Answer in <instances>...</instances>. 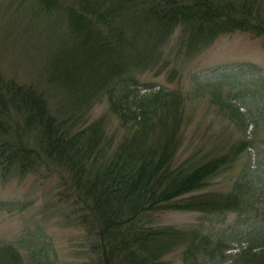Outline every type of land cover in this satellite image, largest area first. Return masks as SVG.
<instances>
[{"label": "trees", "instance_id": "trees-1", "mask_svg": "<svg viewBox=\"0 0 264 264\" xmlns=\"http://www.w3.org/2000/svg\"><path fill=\"white\" fill-rule=\"evenodd\" d=\"M21 1L65 32L61 53L48 57L46 71L58 58L64 63L48 74L45 89L0 72V182H53L47 200L62 226L79 230L72 244L79 264H171L167 257L175 249L181 264H264V178L247 170L228 191L211 189L240 148L178 162L185 96L141 82L144 73L171 62L176 33L188 52L236 32L264 44V0ZM79 75L88 77L91 88L81 92L86 97L72 98ZM222 75L200 83L218 102L224 84L234 79ZM54 86L64 97L51 104ZM94 93H105L111 113L130 129L114 148L103 138L102 119L85 120ZM17 205L3 201L0 209ZM164 210L197 211L212 222L186 238L182 229L159 223ZM36 235L20 243L48 264L49 243ZM5 248L20 261L17 245Z\"/></svg>", "mask_w": 264, "mask_h": 264}, {"label": "rangeland", "instance_id": "rangeland-1", "mask_svg": "<svg viewBox=\"0 0 264 264\" xmlns=\"http://www.w3.org/2000/svg\"><path fill=\"white\" fill-rule=\"evenodd\" d=\"M54 23L53 19L35 10L31 2L0 0V72L6 78L46 88V79L51 72V65L46 71L50 60L48 57L56 58L55 52L61 53L60 45L65 33L61 25ZM179 36L180 33H176L169 46L171 62L141 76V82L153 83L155 90L168 87L181 90L185 96L186 119L176 160L180 162L186 157L209 152L221 155L239 147L241 152L237 161L214 179L210 188L228 191L247 170L253 178L264 177L262 39L249 33L236 32L219 36L207 47L188 52L181 47ZM58 59L53 62L51 74L56 70V65L59 68L64 63ZM220 73H223L224 79L231 77L226 74L234 75V79L224 84L218 102L213 100L211 90L202 88L200 83L220 81ZM79 77L72 81V88L75 86L72 98L86 97L81 92L86 93L91 88L87 76ZM140 88L144 92V86ZM52 90L49 92L51 104L55 103L53 97H64L62 88L54 86ZM91 97L90 103L85 104V120L93 122L102 119V130H105L103 138L111 139V148H114L119 138L124 137L130 129H123L118 118L111 113L105 93L97 96L94 93ZM227 97L231 98L232 109L226 106ZM52 184L36 181L35 178L0 182V202L19 203L15 208L7 206L0 209V264H44L20 243L33 232L49 243L51 260L48 264H79L82 258L76 255V247L72 244L80 232L72 226H62L63 221L57 210L47 200L46 193L51 187L53 189ZM254 186L257 191L261 189L257 182ZM231 218L233 216L229 217V222ZM158 221L161 225L182 229L186 238L194 229L212 222L206 214L180 210H164ZM9 243H14L21 251L19 262L11 258L5 248ZM177 250L167 257L171 264H181Z\"/></svg>", "mask_w": 264, "mask_h": 264}]
</instances>
